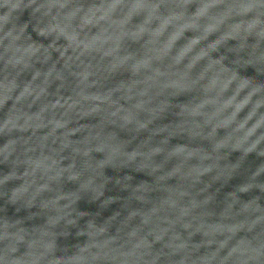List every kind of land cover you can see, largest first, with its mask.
I'll return each instance as SVG.
<instances>
[{
	"label": "water",
	"instance_id": "1",
	"mask_svg": "<svg viewBox=\"0 0 264 264\" xmlns=\"http://www.w3.org/2000/svg\"><path fill=\"white\" fill-rule=\"evenodd\" d=\"M0 264H264V0H0Z\"/></svg>",
	"mask_w": 264,
	"mask_h": 264
}]
</instances>
